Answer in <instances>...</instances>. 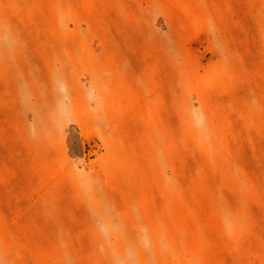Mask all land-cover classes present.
Masks as SVG:
<instances>
[{
    "label": "rangeland",
    "instance_id": "rangeland-1",
    "mask_svg": "<svg viewBox=\"0 0 264 264\" xmlns=\"http://www.w3.org/2000/svg\"><path fill=\"white\" fill-rule=\"evenodd\" d=\"M0 264H264V0H0Z\"/></svg>",
    "mask_w": 264,
    "mask_h": 264
}]
</instances>
